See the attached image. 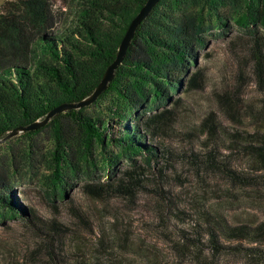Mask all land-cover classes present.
<instances>
[{"label": "trees", "instance_id": "1", "mask_svg": "<svg viewBox=\"0 0 264 264\" xmlns=\"http://www.w3.org/2000/svg\"><path fill=\"white\" fill-rule=\"evenodd\" d=\"M75 1L70 21L58 30L52 29L50 0H6L0 6V143L14 131L42 122L57 107L77 105L89 98L115 60L128 26L147 0ZM197 1L202 10L208 8L217 14L222 0ZM185 4L182 0H160L138 26L107 90L91 105L67 110L49 120L47 127L52 128L55 142L51 178L56 199H65V180L75 174L67 165L73 136L65 131L64 120L81 132L82 160L87 164L95 152L101 155L107 170L122 160L129 161L132 170L123 176L131 177L137 170L136 157L143 156L148 165L166 159L165 150L168 154L169 151L160 141L154 145V140H162L177 123L179 90L185 88L187 92L197 87L199 75L191 68L198 60V50L206 46L202 38L204 18L189 13ZM240 8V27L260 28V42L253 58L262 98L256 104L241 106L240 114L237 104L224 96L218 100L234 127L246 117L255 126L249 131L227 128L215 113H209L200 123L205 138L203 150L184 160L191 159L190 166L198 177H224L233 187L249 190L253 199H260V193L264 196V0H241ZM39 131L23 132L34 135ZM236 156H241L247 169L231 166ZM112 177L102 186L87 185L86 192L95 197L132 194L122 181L112 182ZM9 187L0 175V217L25 216L48 243L54 244L56 236L59 243V225L53 222L46 234L42 220L23 206ZM205 187L200 183L202 196L207 194ZM200 216L207 230L209 250L198 251L193 246L195 250L191 252L192 247L173 244L180 256H193L198 264H216L221 254L240 247L228 242L246 241L250 246L243 249L252 252L246 255L254 258L253 264H260L264 219L232 225L218 209H202ZM107 232L102 233L93 253L78 248L75 264H159L150 248L129 241L130 236L124 231ZM205 251H210V258L205 257ZM48 258L47 264H65L60 263L59 257Z\"/></svg>", "mask_w": 264, "mask_h": 264}, {"label": "rangeland", "instance_id": "2", "mask_svg": "<svg viewBox=\"0 0 264 264\" xmlns=\"http://www.w3.org/2000/svg\"><path fill=\"white\" fill-rule=\"evenodd\" d=\"M5 1L0 0V6ZM182 1L189 13L198 14V19L203 16L202 38L206 46L198 50V60L191 68L199 75L197 87L187 92L185 88L179 90L177 123L162 140H154V145L160 141L169 151L168 154L165 150L166 159L148 165L143 156L136 157L137 172L134 170L131 177L123 176L125 171L132 170L129 161L122 160L107 170L101 155L95 152L87 164L82 160L81 132L72 122L64 120L65 131L73 136V146L67 151V165L75 174L65 180L66 196L60 200L54 196L51 178L55 155L52 128L47 127V122L34 135H25L19 130L0 143V175L21 204L42 220L39 223L47 227L46 234L53 222L59 225L60 242L56 236L54 244L48 243L25 216L0 217V264H47L48 256L61 258L60 263L75 264L78 248L93 253L102 233H113L116 229L128 234L129 241L150 248L159 264H198L193 256H180L173 244L192 247L191 252L195 250L193 246L198 251L209 250L207 230L200 216L202 209H218L232 225L264 219L261 193L260 199H253L251 191L233 187L224 177L207 174L206 179L200 178L190 166L191 159L184 160L203 150L205 138L200 123L209 113H215L227 128L249 131L255 126L246 117L239 120L240 126L234 127L223 114L218 97L224 96L228 102L237 104L239 114L241 106L256 104L262 98L253 58L260 42V28L246 29L237 23L242 14L241 0L219 2L218 16L208 8L202 10L197 0ZM50 3L52 29L63 28L71 19L76 1L50 0ZM231 166L247 169L241 156L233 157ZM110 176L115 178L112 181L115 184L120 181L126 184L132 194L95 197L86 192L87 185L102 186ZM200 183L206 186L204 196ZM200 197L202 200L198 201ZM228 244L240 247L221 254L216 264H253L254 258L246 255L252 252L243 249L250 246L246 241ZM260 248L264 251V245ZM204 255L211 257L210 251ZM260 257V264H264V252Z\"/></svg>", "mask_w": 264, "mask_h": 264}, {"label": "water", "instance_id": "3", "mask_svg": "<svg viewBox=\"0 0 264 264\" xmlns=\"http://www.w3.org/2000/svg\"><path fill=\"white\" fill-rule=\"evenodd\" d=\"M160 0H147L145 5L142 7V9L139 11V13L136 15V17L131 21L130 25L128 26V29L118 47L117 55L113 63L107 68L104 76L102 77L100 83L98 84L97 88L94 90L92 95L87 98L86 100L82 101L81 103L77 105H63L60 107H57L56 109L52 110L46 118L42 122H37L28 128L21 129L20 131H27V130H36L39 127L45 125L49 120L54 117L55 115L59 113H63L67 110L76 108H82L87 107L94 103L98 97L107 90L109 83L114 79V74L116 69L121 65L122 61L124 60V57L126 55L127 49L131 44V41L135 35V32L138 28V26L148 17V15L151 13L152 9L158 4ZM18 131H14L9 137L16 135Z\"/></svg>", "mask_w": 264, "mask_h": 264}]
</instances>
